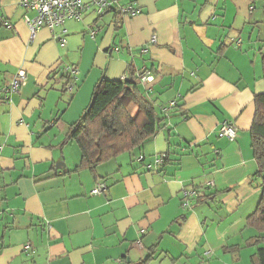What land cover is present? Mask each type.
Wrapping results in <instances>:
<instances>
[{
    "label": "crops",
    "instance_id": "1",
    "mask_svg": "<svg viewBox=\"0 0 264 264\" xmlns=\"http://www.w3.org/2000/svg\"><path fill=\"white\" fill-rule=\"evenodd\" d=\"M113 1L140 12L120 14L115 30L113 11L98 16L83 0L80 20L31 38L23 18L35 12L0 0V84L19 70L27 79L0 101V264H251L264 0ZM65 65L79 71L71 91ZM132 70L152 75L141 86L164 126L129 153L73 171L80 150L64 143L69 125L99 78ZM225 122L237 127L233 140L218 134ZM97 183L105 190L91 194ZM184 189L196 190L187 207Z\"/></svg>",
    "mask_w": 264,
    "mask_h": 264
},
{
    "label": "trees",
    "instance_id": "2",
    "mask_svg": "<svg viewBox=\"0 0 264 264\" xmlns=\"http://www.w3.org/2000/svg\"><path fill=\"white\" fill-rule=\"evenodd\" d=\"M110 1L111 6L105 11L115 13L114 27L119 30V15L124 14V6L116 7L115 2ZM262 68L264 79V58ZM140 74L135 76L132 70L128 76L118 80L101 77L95 82L88 105L77 120L69 125L64 138V143L74 142L80 150V162L73 171L94 170L121 153H129L141 147L164 126L167 115L163 113L162 107L158 109L154 105V99L147 96L139 81ZM254 106L249 132L257 163L255 177L262 192L255 210L246 220V226L257 233L247 244L257 246L250 258L251 264H264V93L255 95ZM149 258L147 256L142 262Z\"/></svg>",
    "mask_w": 264,
    "mask_h": 264
},
{
    "label": "built area",
    "instance_id": "3",
    "mask_svg": "<svg viewBox=\"0 0 264 264\" xmlns=\"http://www.w3.org/2000/svg\"><path fill=\"white\" fill-rule=\"evenodd\" d=\"M93 6V10L96 14L103 13L106 9L111 6L110 0H91L89 3ZM89 4L83 2V0H20L19 5L26 9H31L35 12L33 16H24V22L27 25L31 38H33L36 32L46 27L50 31L61 27L66 20H80L85 9L89 8ZM122 12L127 16H134L140 12L139 8L129 4L122 8ZM96 29H91L89 35L94 37ZM61 46L65 45V38L61 35L55 36ZM151 42L155 41V37L152 36ZM64 72L70 76V81L65 86L66 90L71 91L75 86L78 69L71 65H65ZM125 77V76H124ZM122 77V78H124ZM153 79L152 75L148 70H143L139 75V81L144 84L150 82ZM26 73L25 71L19 70L9 80L4 81L0 84V101L8 103L10 102L11 96L17 93L22 86L26 84ZM176 103L174 101L169 103V107H173ZM237 127L233 122H225L219 128V136H224L229 140H233L236 137ZM142 156H140V159ZM161 158H157L156 162L160 163ZM211 183H208L210 185ZM105 190L104 183H97L91 190V194H99ZM182 205L184 207L189 206L190 201L195 198L196 190L184 189L182 191ZM25 248H29L26 245Z\"/></svg>",
    "mask_w": 264,
    "mask_h": 264
},
{
    "label": "water",
    "instance_id": "4",
    "mask_svg": "<svg viewBox=\"0 0 264 264\" xmlns=\"http://www.w3.org/2000/svg\"><path fill=\"white\" fill-rule=\"evenodd\" d=\"M62 165H63V164L61 163V166H62ZM56 168H57V169L60 168V165L57 164V165H56Z\"/></svg>",
    "mask_w": 264,
    "mask_h": 264
},
{
    "label": "rangeland",
    "instance_id": "5",
    "mask_svg": "<svg viewBox=\"0 0 264 264\" xmlns=\"http://www.w3.org/2000/svg\"><path fill=\"white\" fill-rule=\"evenodd\" d=\"M167 109H169V104L165 107V109L164 110H167Z\"/></svg>",
    "mask_w": 264,
    "mask_h": 264
}]
</instances>
